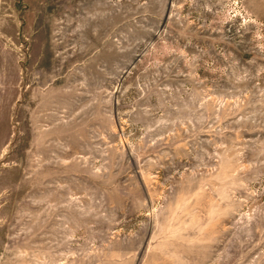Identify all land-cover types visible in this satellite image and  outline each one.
Returning a JSON list of instances; mask_svg holds the SVG:
<instances>
[{
  "label": "rangeland",
  "instance_id": "1",
  "mask_svg": "<svg viewBox=\"0 0 264 264\" xmlns=\"http://www.w3.org/2000/svg\"><path fill=\"white\" fill-rule=\"evenodd\" d=\"M0 264H264V0H0Z\"/></svg>",
  "mask_w": 264,
  "mask_h": 264
}]
</instances>
